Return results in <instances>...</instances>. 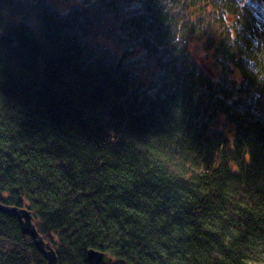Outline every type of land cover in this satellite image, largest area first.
I'll list each match as a JSON object with an SVG mask.
<instances>
[{"label":"trees","instance_id":"trees-1","mask_svg":"<svg viewBox=\"0 0 264 264\" xmlns=\"http://www.w3.org/2000/svg\"><path fill=\"white\" fill-rule=\"evenodd\" d=\"M11 1L0 0V203L32 212L59 264H89L91 249L112 264H264L261 1L189 0L182 15L174 2L175 30L135 6L147 27L108 54L86 53L67 19L46 17L45 36L10 30ZM133 1L95 0L108 11ZM138 3L162 20L164 0ZM194 44L216 48L221 90L185 60ZM0 264H46L3 213Z\"/></svg>","mask_w":264,"mask_h":264},{"label":"bare ground","instance_id":"bare-ground-1","mask_svg":"<svg viewBox=\"0 0 264 264\" xmlns=\"http://www.w3.org/2000/svg\"><path fill=\"white\" fill-rule=\"evenodd\" d=\"M45 0H12L11 2H9L8 4H3L1 7V10H3V12L6 14L7 17H10L8 21L11 22V24H9L8 28L11 30L13 28H16L15 31H17L18 29L24 27L26 28L28 31H30L31 33H35L38 35H43L45 36V31L44 29L48 30L51 29L52 24H48L46 17L50 16V18L53 19L54 23H58V24H62L63 22L61 21L62 19H67L72 21V26L69 24V31H68V35H70L71 37L73 36V38L76 41H79L80 43H82L84 48H88L89 45H93V41L98 39L99 33L98 30L99 28H101V30H103L102 36L104 39L110 41L112 44H115L118 40L123 39V42L121 43L120 47H115L113 50L115 52L120 51V50H124L129 48V41L128 38L130 36L133 35H141V31H137V29L143 30L147 27V21L150 23V25L154 26L155 28H166L167 30H175L174 25H173V18L171 17L170 14V9L173 11L171 13H175L174 7L176 8V5H173V3L175 2L176 4H178L180 6L179 10L176 11L177 14L182 15L183 13V7H187V5L191 4L189 0H164L167 3V7H164L162 10L164 16L162 18V20H157L153 15V12H151V8L147 5L138 3L137 0H134L131 5L130 3L128 4V2L125 4L128 7H130L129 9L125 6L123 7H117L115 9H111L110 11L101 8L98 3L95 2V0H91V6L93 7L91 9V7H89L90 9H88V1L84 0L82 6L80 7H73L72 5H66L64 6L62 9H65L64 11H61L57 8L52 7L51 5H49L50 1H46V4H48L50 7L52 8V12L49 13H45L42 12L40 10H36L37 6L43 2ZM144 1H148V0H144ZM261 1V6L264 8V0H259V2ZM6 1H3V3H5ZM151 2H148L147 4H150ZM58 5V3H55ZM170 4H172V6H170ZM240 3L236 2L235 8L236 9H240L239 8ZM59 7H61L60 5H58ZM138 6L142 12H144L143 14H145V16L147 17V20L145 23H143L144 21L142 19H134L132 17V10L133 7ZM55 10V11H54ZM129 10V14L128 13H124L126 11ZM10 12H14L15 14H11ZM20 12H26L29 13L28 15H23L21 17H18V14ZM117 12H121V13H117ZM78 15V16H77ZM16 16V17H15ZM74 16H77V19L75 21L74 20ZM0 18L2 19H7L4 15L0 14ZM16 18V19H15ZM202 18V17H201ZM200 18V19H201ZM14 19V20H13ZM87 19H90L91 22L90 24L85 23ZM201 28H210L209 26H207L206 24H203ZM212 29V28H211ZM118 32L119 37L115 38L113 36V33ZM140 37V36H139ZM143 39H146L148 37H142ZM166 39L170 42L169 45L174 46V42L176 41V39L174 37H171L169 35H167ZM81 45V46H82ZM131 46L134 45L133 42L130 43ZM7 46L10 47V42L7 43ZM104 50L106 51V53H111L110 49L113 48L111 45H104L103 46ZM120 48V49H119ZM195 49L196 52L199 54L201 51L204 52H209L210 55L212 53H216V48L214 46H207L206 48H202L201 45H195ZM131 50V49H128ZM217 54V53H216ZM218 56L214 55L212 58L213 61V65H211V68L208 70H205V80H203V83L208 84V83H213L214 86L211 87L212 90H221V88H223L222 83L219 80H216L218 75V71L220 69V55L217 54ZM202 56H207L205 54H203ZM185 60H192L197 58L195 53H187L186 56L184 55ZM196 90L199 91L200 88L196 87ZM209 92L210 90H205L201 92V96L202 97H209ZM240 108V107H238ZM4 133V132H2ZM32 213V212H31ZM6 215V214H5ZM33 217V214H32ZM18 222L20 223V221L18 220ZM33 224L35 225L36 229L37 226L35 224V220L33 217ZM21 225V224H20ZM22 230V229H21ZM38 230V229H37ZM39 232V230H38ZM23 233V232H22ZM39 234L43 237L45 243L48 245L49 248H52L55 250V248L53 246H51L44 238V236L39 232ZM26 236V235H25ZM29 237V236H27ZM31 240L32 238L29 237ZM33 244L34 241L32 240ZM35 246V245H34ZM36 248V247H35ZM37 250V248H36ZM93 250V249H91ZM38 251V250H37ZM39 252V251H38ZM40 253V252H39ZM107 254V253H105ZM109 255V254H107ZM87 259H88V253H87ZM89 264L90 261L88 260Z\"/></svg>","mask_w":264,"mask_h":264},{"label":"water","instance_id":"water-1","mask_svg":"<svg viewBox=\"0 0 264 264\" xmlns=\"http://www.w3.org/2000/svg\"><path fill=\"white\" fill-rule=\"evenodd\" d=\"M0 213L14 216L20 221L23 234L32 238L35 247L44 257L46 264H59L57 251L49 248L45 243L33 224L32 213L29 210L0 203ZM88 260L91 264H112L114 262V259L109 255L94 250L88 252Z\"/></svg>","mask_w":264,"mask_h":264},{"label":"rangeland","instance_id":"rangeland-1","mask_svg":"<svg viewBox=\"0 0 264 264\" xmlns=\"http://www.w3.org/2000/svg\"><path fill=\"white\" fill-rule=\"evenodd\" d=\"M45 1H50L49 3V5H51L52 7H54V8H57V9H59V10H61V11H64L65 9H62L64 6H66V5H72V8L73 7H80V6H82V5H84L83 4V0H45ZM88 1V0H87ZM55 3H58V5H60L61 7H59L57 4H55ZM48 5V6H49ZM65 12V11H64ZM234 35H236V33L235 32H233V34H232V37L234 36ZM113 36L115 37V38H118L119 37V34H118V32H116V33H113ZM233 39V38H232ZM93 43L95 44V45H102V46H104V45H112V43L110 42V41H108V40H106V39H104L103 38V36L101 35V34H99V36H98V39H97V41L96 40H94L93 41ZM195 45H198V44H194L193 46H192V48H191V52H193V53H195L196 54V59L199 61V63H200V65L201 66H205L207 69H210L211 68V65H213V61H212V58H213V56H214V53H212L211 55H210V53L209 52H204V51H201L199 54L196 52V49H195ZM91 47H92V45H91ZM90 47V48H91ZM89 48V47H88ZM88 48H86V53H89V49ZM202 48H205V47H203L202 46ZM203 54H205V55H207V56H202ZM204 67V68H205ZM205 68V69H206ZM206 69V70H207Z\"/></svg>","mask_w":264,"mask_h":264}]
</instances>
